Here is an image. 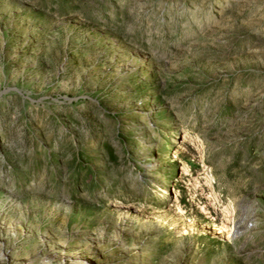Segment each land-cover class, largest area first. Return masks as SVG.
I'll use <instances>...</instances> for the list:
<instances>
[{"label":"rangeland","instance_id":"1","mask_svg":"<svg viewBox=\"0 0 264 264\" xmlns=\"http://www.w3.org/2000/svg\"><path fill=\"white\" fill-rule=\"evenodd\" d=\"M264 264V0H0V264Z\"/></svg>","mask_w":264,"mask_h":264},{"label":"bare ground","instance_id":"2","mask_svg":"<svg viewBox=\"0 0 264 264\" xmlns=\"http://www.w3.org/2000/svg\"><path fill=\"white\" fill-rule=\"evenodd\" d=\"M82 264H84V263L82 262Z\"/></svg>","mask_w":264,"mask_h":264}]
</instances>
